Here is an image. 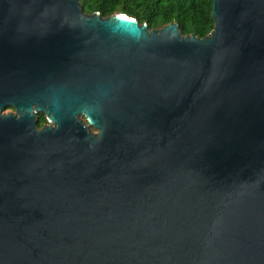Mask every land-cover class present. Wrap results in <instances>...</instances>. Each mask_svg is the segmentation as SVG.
<instances>
[{"label": "water", "instance_id": "1", "mask_svg": "<svg viewBox=\"0 0 264 264\" xmlns=\"http://www.w3.org/2000/svg\"><path fill=\"white\" fill-rule=\"evenodd\" d=\"M211 17L0 0V264H264V0Z\"/></svg>", "mask_w": 264, "mask_h": 264}, {"label": "trees", "instance_id": "2", "mask_svg": "<svg viewBox=\"0 0 264 264\" xmlns=\"http://www.w3.org/2000/svg\"><path fill=\"white\" fill-rule=\"evenodd\" d=\"M85 13L98 12L107 17L125 14L149 28H160L176 22L183 35L206 36L213 28L212 0H79ZM47 122L38 115L37 127Z\"/></svg>", "mask_w": 264, "mask_h": 264}, {"label": "flooded vegetation", "instance_id": "3", "mask_svg": "<svg viewBox=\"0 0 264 264\" xmlns=\"http://www.w3.org/2000/svg\"><path fill=\"white\" fill-rule=\"evenodd\" d=\"M6 113H15V109H14L12 106L7 105V106L4 107L3 110L1 111V114H6ZM40 113H41V112H40ZM40 113H37V115H36V121H37V123H38V115H39ZM45 124H47V122L43 123V124L41 125V127H38V128H42Z\"/></svg>", "mask_w": 264, "mask_h": 264}]
</instances>
